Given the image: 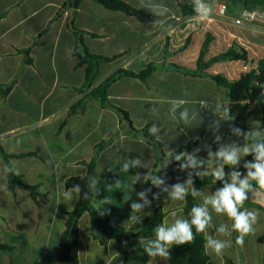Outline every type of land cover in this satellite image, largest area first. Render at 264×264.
<instances>
[{
    "label": "crops",
    "instance_id": "0c3cea01",
    "mask_svg": "<svg viewBox=\"0 0 264 264\" xmlns=\"http://www.w3.org/2000/svg\"><path fill=\"white\" fill-rule=\"evenodd\" d=\"M123 1L149 15L153 23L110 10L94 0H83L75 14V26L88 33L84 43L89 51L116 57L101 64L96 84L121 69L139 73L154 65L155 71L146 81L122 77L113 83L109 88L110 100L128 113L136 129L150 131L153 125L157 126L165 153L166 148L176 151L205 133L199 144L187 151L192 154L195 149H201L196 157L205 160V166L187 170L196 176L197 172L211 175L216 165L207 163V147L215 153L233 143L237 146L250 143L249 138L238 136L231 129L239 128L244 133L261 131L262 110L258 103H253L240 116L226 89L210 78L187 76L175 66L196 70L207 42L205 62L233 47L246 52L248 58L216 62L207 73L221 74L233 81L256 69L264 58V26L235 23L246 8L253 6V1L213 0V13L203 21L196 17L192 0ZM64 3L65 0H0V86L13 81L23 67L18 83L0 100V147L9 156L7 161L0 153V242L15 247L12 255L0 254V264H65L58 259L57 249L66 228L67 213L79 199L64 198L66 182L87 175V164L94 158L96 147L104 142L108 143L98 154L93 174V178H99V184L97 192L92 191V203L124 230L107 246H102L91 235L90 215L83 214L79 221L80 264H112L127 251L128 233L134 224L129 220L131 204L143 203L138 196L140 192L150 190L145 197L149 204L137 213L141 219L158 208L165 213L164 222H171L172 212L186 219V198L173 201L169 192L162 191L163 188L170 191L175 184H185L188 180L173 161L166 169L159 170L165 158L159 159L157 148L143 136L129 133L126 124L121 126L119 115L102 107L96 99L87 100L84 110L72 111L84 97L80 89L85 84V67H78V58L74 56L76 37L68 27L71 12L66 11L55 19ZM221 3L228 6L225 18L217 14ZM159 5L164 7H157L159 14H153L152 6ZM182 5L191 7L192 11H183ZM26 49H31L33 62L24 66L22 51ZM178 100L186 104L173 113V102ZM184 107L189 109L190 116L196 113L190 126L179 120ZM226 107L230 108L231 121L222 119ZM153 108L157 111L153 112ZM137 158L146 162L148 168L138 166L128 173L121 172L124 161ZM249 158L250 155L241 157L236 166H224L228 182L234 171L241 173V179L247 175L244 164ZM9 167L18 169L19 174H14L24 184L35 186L37 194L11 184ZM154 167V174L164 181L161 187L143 180L149 172L153 173ZM137 172L141 180L132 186L131 199L125 202L127 185ZM219 188L217 184L201 186L198 205ZM249 197L264 208V192ZM245 209L258 211L259 220L255 232L246 236L242 245L236 243L238 234L231 230L232 222L222 214L212 213L205 237L230 239L232 244L222 256L206 252L207 264H264V213L244 205L241 210ZM221 224L227 226L231 236L218 233ZM147 264L169 262L168 258L157 257Z\"/></svg>",
    "mask_w": 264,
    "mask_h": 264
},
{
    "label": "trees",
    "instance_id": "16d2710c",
    "mask_svg": "<svg viewBox=\"0 0 264 264\" xmlns=\"http://www.w3.org/2000/svg\"><path fill=\"white\" fill-rule=\"evenodd\" d=\"M83 0H65L63 7L56 14L55 19L62 16L66 11H70L72 14V20L68 24L70 30L74 33L76 37V48L74 56L78 58V67H85V84L80 89L81 93H84V97L72 107V111L77 108L81 110L85 109V103L89 99H96L100 102L102 107L110 109L116 112L121 120V126L124 127L126 122H129L130 127L127 129L129 133L133 135L143 136L150 144H153L159 153V159L166 158V153L163 151V143L159 141L156 136L152 135L148 128L139 130L136 129L130 120L128 113L117 107L112 103L109 98V88L110 86L122 77H134L142 81H146L147 78L155 71V66L150 65L146 69L140 71L139 73H134L128 70H118L112 76L107 78L100 84H96V80L99 76L100 66L104 62H110L116 57H104L100 55L92 54L84 43V36L88 34L86 31L78 29L74 24V18L77 9ZM97 3L105 6L106 8L125 13L130 16L138 18L140 21L153 23L151 17L144 14L134 6L128 4L123 0H94ZM258 5H264V0H257ZM183 11H192V8L186 5H182ZM208 43L204 45L200 58L197 63L196 70H187L178 66L175 68L187 76L210 78L216 82L220 88L226 89L228 92V98L231 103H235L237 109L240 112V116L244 115L249 105L253 103H258L261 110V131L264 132V58L258 62L256 69H252L241 75L238 80H228L221 74L211 75L206 72V70L216 62L232 61V60H244L247 61L246 52L243 50L238 51L236 48H231L227 52L215 56L208 62L204 61V56ZM30 50H23L25 55L24 66L32 64L33 60L30 57ZM22 69L19 71L16 78L10 83L0 86V100L9 93L13 87L18 83L19 78L22 74ZM243 104V105H242ZM205 133L196 136L188 144L179 147L175 152H187L190 151L194 146L198 145L201 138ZM256 139H264V137H257ZM251 142V140L249 139ZM103 144L96 147V153L94 158L88 166V173L83 177H72L66 182V187L68 189L75 185H80L81 193L79 199L73 208V210L67 213L66 228L60 237V243L57 249V256L60 261L65 264H80L79 259V221L83 214L88 213L91 217V235L92 237L99 241L102 246H107L110 240L116 238L119 233L124 229L119 225L115 224L110 218L106 217L100 213L92 203V191L89 188V179L93 178L94 169L96 167V161L100 150L107 144ZM0 153L8 161L9 156L6 155L3 149L0 147ZM20 155L18 157H21ZM173 163L178 167L180 174H182L186 179L189 178V171L187 169H180L179 161L172 160ZM254 161V156L250 155L249 162ZM157 162L155 163V166ZM10 168V167H9ZM155 167L153 170L154 174ZM194 188L200 189L201 186L207 184H217L220 188L223 187L224 183L228 182V177L225 175L223 181H215L212 175L208 176H196L192 174ZM9 181L15 187L27 189L33 194H37V188L35 186H30L24 184L20 177L14 173H9ZM255 185V182L253 181ZM87 192L89 195L84 197V193ZM198 205V197L193 198L190 194L186 197V202L184 206V214L186 219H190V212L193 206ZM244 205L249 207H254L264 213V208L258 204L253 203L250 197L245 201ZM165 213L161 208L154 210L147 217L141 219V223H134L129 230L128 238L130 240L129 247L127 251L117 256L112 264H147L151 257L147 256L144 251L143 244L147 243L149 239H154V229L156 226L164 222ZM195 233V229L193 228ZM206 237L205 233H197L195 240L183 246H173L170 249V257L168 258L169 264H207L208 255L205 250ZM15 251V247L3 244L0 242V254L12 255Z\"/></svg>",
    "mask_w": 264,
    "mask_h": 264
},
{
    "label": "clouds",
    "instance_id": "9594fccd",
    "mask_svg": "<svg viewBox=\"0 0 264 264\" xmlns=\"http://www.w3.org/2000/svg\"><path fill=\"white\" fill-rule=\"evenodd\" d=\"M193 11L196 17L200 20L209 19L213 13V0H192ZM157 7H164L163 5L152 6L153 14L158 15L156 11ZM196 25L193 24L192 28L195 30ZM186 104L184 100L174 101L172 105V112L181 108ZM153 112L157 109L153 108ZM230 108L226 107L223 110V120L231 121L233 117L229 114ZM196 119V113L192 112L189 114V109L184 107L179 113V120L185 125L190 126ZM219 124L216 123V130L218 131ZM238 136H246L251 140L250 143H246L243 146H237L235 143L225 147H221L218 151L213 153L210 148L207 147L209 165H216L211 170V175L215 181H223L225 178V172L223 168L225 165L236 166L241 157L253 155V162H245L244 167L247 169V175L241 179L240 172H232L230 176L231 182L224 183L222 188L215 191L214 194H210L204 197L203 204L193 206L190 212V219L179 218L176 212L171 213V222H164L154 229V239H149L147 243L143 244V248L147 256L151 258L167 259L170 257V249L173 246H183L190 244L195 240L197 233H205L206 230L212 223V213L226 216L231 223V230L235 231L238 235L236 236V243L242 245L244 238L255 232V225L259 220V213L256 210H241L244 206L245 201L249 199V194L259 195L264 192V139H256L257 137H264V132L260 131H249L244 133L239 128H232ZM159 129L153 125L150 129V133L159 140L160 137L157 135ZM220 136H216V140H219ZM201 149L197 148L192 154L187 152H175L166 148V158L162 160L160 169H166L168 165L174 159L175 161H181L185 163L180 164V169H198L205 166V160L197 159L196 153ZM148 168L146 162H142L141 159L126 160L122 163L121 172L128 173L130 169L136 167ZM158 170V171H159ZM9 173L19 174L18 169L10 167L7 169ZM207 172H197V175L202 177L207 175ZM141 180L140 173H136L127 187L129 191L125 193L124 200L127 202L131 199L129 193L134 190L132 186L136 182ZM145 182L151 181L156 187H161L164 181L158 178L155 174L150 172L143 177ZM255 182V185L253 184ZM99 184V178L89 179V188L91 191L97 192V185ZM117 185L120 181L116 182ZM193 184L192 173H189V178L185 184H175L171 190L163 188L162 191L169 192V198L173 201H184L185 198L190 194L193 198L201 195V192L196 188H191ZM150 191V190H147ZM147 191L138 193L139 198L143 203H137L135 201L131 204L132 214L129 217L133 223H141L140 213L143 208L149 204V201L145 198ZM81 193L80 185H75L70 189L63 192V196L66 200L72 201L74 198H78ZM84 197H87L89 193L85 192ZM154 198H158V195ZM195 229V233L193 232ZM218 233L221 235L231 236V232L228 231L226 225L221 224L218 228ZM232 241L215 238L213 236H207L205 250L211 254L222 256L225 249L230 248Z\"/></svg>",
    "mask_w": 264,
    "mask_h": 264
},
{
    "label": "built area",
    "instance_id": "2783aa9c",
    "mask_svg": "<svg viewBox=\"0 0 264 264\" xmlns=\"http://www.w3.org/2000/svg\"><path fill=\"white\" fill-rule=\"evenodd\" d=\"M228 6L226 3H221L217 9L219 17L225 18L227 15ZM238 25L245 26H264V8L245 9L242 15L235 21Z\"/></svg>",
    "mask_w": 264,
    "mask_h": 264
},
{
    "label": "rangeland",
    "instance_id": "374dc122",
    "mask_svg": "<svg viewBox=\"0 0 264 264\" xmlns=\"http://www.w3.org/2000/svg\"><path fill=\"white\" fill-rule=\"evenodd\" d=\"M253 1V6H251L250 8H246V9H256V8H264V5H259L257 6L258 4L256 3L257 0H251Z\"/></svg>",
    "mask_w": 264,
    "mask_h": 264
},
{
    "label": "water",
    "instance_id": "95a60500",
    "mask_svg": "<svg viewBox=\"0 0 264 264\" xmlns=\"http://www.w3.org/2000/svg\"><path fill=\"white\" fill-rule=\"evenodd\" d=\"M126 127H128V128L130 127L129 122H126ZM191 187L194 188V184H192Z\"/></svg>",
    "mask_w": 264,
    "mask_h": 264
}]
</instances>
